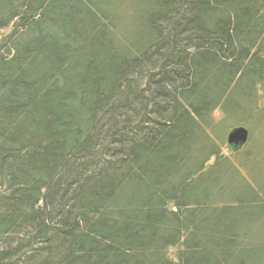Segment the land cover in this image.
<instances>
[{
    "label": "trees",
    "instance_id": "16d2710c",
    "mask_svg": "<svg viewBox=\"0 0 264 264\" xmlns=\"http://www.w3.org/2000/svg\"><path fill=\"white\" fill-rule=\"evenodd\" d=\"M257 131L264 0H0V264H264Z\"/></svg>",
    "mask_w": 264,
    "mask_h": 264
},
{
    "label": "water",
    "instance_id": "95a60500",
    "mask_svg": "<svg viewBox=\"0 0 264 264\" xmlns=\"http://www.w3.org/2000/svg\"><path fill=\"white\" fill-rule=\"evenodd\" d=\"M248 133L244 128H236L231 130L226 137V143L232 148H238L244 145L247 141Z\"/></svg>",
    "mask_w": 264,
    "mask_h": 264
},
{
    "label": "rangeland",
    "instance_id": "374dc122",
    "mask_svg": "<svg viewBox=\"0 0 264 264\" xmlns=\"http://www.w3.org/2000/svg\"><path fill=\"white\" fill-rule=\"evenodd\" d=\"M218 116V115H217ZM253 129V128H252ZM253 130H255V129H253ZM256 131V130H255ZM255 133V132H254ZM254 141L255 142H258L259 144H258V146H259V148L260 149H262L263 150V148H264V131H263V133H261V132H259V131H257L255 134H254ZM227 146V145H226ZM256 148V147H255ZM258 155L261 153V150H256L255 151ZM261 160H264V155H263V157L261 158ZM257 167H256V171H255V173H256V175H257V173L258 174H261L262 172L261 171H263L264 172V167H263V165H264V163H261L260 164V160H257ZM263 162V161H262ZM258 178V180H262V179H264L263 177H261V176H259V177H257Z\"/></svg>",
    "mask_w": 264,
    "mask_h": 264
}]
</instances>
